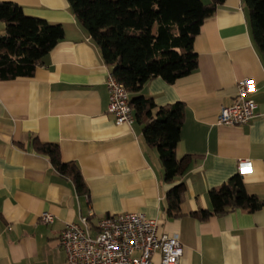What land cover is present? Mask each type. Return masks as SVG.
Masks as SVG:
<instances>
[{
  "label": "crops",
  "instance_id": "crops-1",
  "mask_svg": "<svg viewBox=\"0 0 264 264\" xmlns=\"http://www.w3.org/2000/svg\"><path fill=\"white\" fill-rule=\"evenodd\" d=\"M0 1L65 29L33 75L0 79V264H69L60 247L67 223L86 216L95 233L100 218L123 212L144 213L159 221V232H177L180 264L264 263V205L206 220L191 214L212 209L210 188L237 173L247 192L264 201V59L244 0H225L204 21L193 43L194 72L173 83L155 77L140 92L159 106L185 104L176 155L189 154L192 161L174 183L165 181L159 152L146 143L143 125L136 118L117 124L108 111L111 67L70 2ZM5 28L0 21V35ZM244 78L257 84V116L246 124H218L221 108L234 103ZM34 138L58 144L62 161L80 169L86 193L35 150ZM240 160H249L251 168L240 172ZM181 182L187 187L182 215L170 217L166 194ZM45 212L53 222L42 221Z\"/></svg>",
  "mask_w": 264,
  "mask_h": 264
},
{
  "label": "trees",
  "instance_id": "trees-1",
  "mask_svg": "<svg viewBox=\"0 0 264 264\" xmlns=\"http://www.w3.org/2000/svg\"><path fill=\"white\" fill-rule=\"evenodd\" d=\"M78 21L99 47L106 64L130 93L135 118L143 125L146 143L158 150L164 179H175L189 168L192 156L178 158L176 147L185 119V104L159 106L140 93L155 77L173 83L198 68L193 43L204 21L225 0H68ZM254 40L264 59V0H244ZM0 21L6 25L0 35V79L31 76L44 57L64 38L60 23L25 14L21 5L0 1ZM37 152L49 157L55 168L70 177L79 193L88 191L78 166L64 162L58 144L33 140ZM186 184L171 187L166 194L170 217L182 215ZM212 209L200 208L191 214L200 220L243 208L254 211L264 205L249 194L240 173L210 188Z\"/></svg>",
  "mask_w": 264,
  "mask_h": 264
},
{
  "label": "built area",
  "instance_id": "built-area-1",
  "mask_svg": "<svg viewBox=\"0 0 264 264\" xmlns=\"http://www.w3.org/2000/svg\"><path fill=\"white\" fill-rule=\"evenodd\" d=\"M106 84L110 101L108 111L115 115L117 124H132L135 111L130 105V93L112 68ZM257 90L252 78L240 80L236 99L232 105L221 108L218 124L241 125L256 117L259 107L253 94ZM250 168L249 160H240V172ZM53 220L51 213H43V222ZM60 247L66 252L69 264H180L183 255L179 234L159 232V221L141 212L106 215L98 220L95 233L89 218L83 216L80 222L64 226Z\"/></svg>",
  "mask_w": 264,
  "mask_h": 264
}]
</instances>
